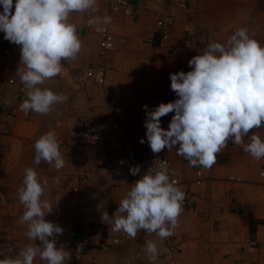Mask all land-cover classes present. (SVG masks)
Here are the masks:
<instances>
[{
	"label": "crops",
	"instance_id": "1",
	"mask_svg": "<svg viewBox=\"0 0 264 264\" xmlns=\"http://www.w3.org/2000/svg\"><path fill=\"white\" fill-rule=\"evenodd\" d=\"M130 1L136 4L132 15H112L110 29L117 38V47L108 56L104 86L88 84L80 88L75 81L79 73L100 65V32L87 26V13L71 16L83 41L78 57L63 61L62 73L42 85L65 95L64 103L54 106L47 115H25L19 105L26 92L3 84L0 113H11L16 118L7 125L9 135L0 134V249L15 257L26 244H41L30 241L27 226L19 222L24 207L19 203L18 189L24 169L33 167L41 181L48 180L43 198L50 201L53 210L45 219L63 229V234L57 236V247L70 251L73 240L81 234L94 235L81 263L71 257L65 264H264V159H253L232 140L217 154L216 165L211 169L193 168L176 154V148L158 153L172 161L173 172L182 182L181 189L197 201L183 207L179 226L171 236L184 244V250L173 261H166V251L154 262L145 253L147 240H155L161 249H166V239L144 231L131 239L102 222L103 212L114 215L133 184L123 175L118 162V138L111 131L115 113L125 118L123 141L152 152L143 126L147 118L143 106L148 105L151 110L178 98L170 88V74L190 71L188 61L192 57L203 54L210 42H226L237 28L246 27L264 45V0H167L169 10L177 17L174 39L190 37V50L176 41L168 50H162L159 34L153 36L152 43L148 42L156 21L155 6L145 0ZM179 2L186 7H178ZM98 5L97 14L108 15L107 1L98 0ZM8 43L0 32V80L13 78L20 82L16 74L20 46L15 44L4 53ZM142 60L146 63L142 69L144 89L136 92L134 85L139 81ZM173 115H165L161 122L169 124ZM83 130L100 134L101 142L85 139ZM49 131L56 133L65 160L60 170L52 164L33 163L34 143ZM254 132L264 139V123L249 135ZM141 139L145 142L140 143ZM248 140V136L244 137L245 143ZM5 145L9 146L8 152L2 150ZM198 170L204 174L200 186L189 180ZM230 176L243 181L230 182ZM195 211L208 218L195 217ZM114 238L120 243L114 244ZM34 264L46 261L37 257Z\"/></svg>",
	"mask_w": 264,
	"mask_h": 264
},
{
	"label": "clouds",
	"instance_id": "2",
	"mask_svg": "<svg viewBox=\"0 0 264 264\" xmlns=\"http://www.w3.org/2000/svg\"><path fill=\"white\" fill-rule=\"evenodd\" d=\"M0 8V32L21 51L16 74L26 98L19 110L25 115L50 114L67 97L42 85L60 75L62 62L75 60L83 48L72 14L87 13V26L97 32L106 31L112 18L97 14L98 0H0ZM188 65L190 71L170 74L176 100L151 110L143 106L147 117L143 126L153 154L176 148V154L193 168L211 169L217 154L232 140L253 159H264V139L255 132L249 135L250 130L260 129L264 123V45L246 27L237 28L226 42H210L203 54L192 57ZM169 113L174 115L165 130L161 118ZM33 147L35 166L41 162L52 164L56 170L65 166L54 131L42 134ZM154 165L131 185L114 215L103 212L102 222L113 231L131 239L144 231L165 240L179 226L186 194L171 179L167 162L158 159ZM139 172V166L130 168L131 175ZM47 186L48 180L41 181L33 167L24 169L18 189L19 203L24 207L19 222L27 226V238L41 244H26L15 257L0 249L4 257L0 264H34L37 257L46 264L70 260L71 252L56 245L63 229L45 219L53 210L50 201L43 198ZM162 251L167 250L155 240L145 242L149 261L154 262Z\"/></svg>",
	"mask_w": 264,
	"mask_h": 264
},
{
	"label": "built area",
	"instance_id": "3",
	"mask_svg": "<svg viewBox=\"0 0 264 264\" xmlns=\"http://www.w3.org/2000/svg\"><path fill=\"white\" fill-rule=\"evenodd\" d=\"M108 6V15H116L123 14L125 16H130L133 14L136 4L132 3L130 0H106ZM148 4H154L155 6V14L156 21L153 26L152 34L148 37L147 41L152 43L153 36L155 34L160 35V43L159 47L162 50H168L172 45L173 41L179 42L186 48L190 50L192 48V40L188 36H182L180 38L174 39V26L176 25L177 17L174 13H172L168 6L167 0H145ZM178 7L185 8V4L179 2ZM14 12V9H13ZM112 20L109 25L106 26V31L100 32V65L97 67L90 68L84 72H81L76 77V83L80 88L87 86L88 84H96L98 86H104L107 75V60L108 56L111 52H113L117 47V38L112 32L111 28ZM14 43L9 42L8 47L3 51L4 53H8L10 47L14 46ZM3 84L17 86L18 89L23 92L25 91L21 82H16L13 78H5L0 80V99L3 95ZM16 118L14 114L0 113V134L3 136L9 135V130L7 125ZM124 116L121 113H115L112 121V129L113 134L118 138L117 151H118V162L121 166V170L124 176L129 177L134 183L138 180L141 175L149 170L151 167H155L154 165L156 160H163L167 162L168 167L171 170V179L178 182V185L181 187L182 182L178 179V177L173 172V164L172 161L162 154H153L149 150H139L132 144H127L123 141L125 137V132L122 130V123L124 121ZM161 125L165 130L168 129L169 124H165L161 122ZM254 129L250 130L249 133H252ZM82 135L85 139L90 140L95 143L101 142L100 134H93L88 130H83ZM4 152L9 151V146L5 145L2 149ZM123 161V163H121ZM139 166L140 172L137 175L130 174V168ZM264 176V170L261 172V177ZM204 174L202 170H198L196 174L190 178L189 180L193 182L195 185L200 186L204 182ZM230 182H242L243 178L230 176L227 178ZM77 191V189H75ZM186 194V193H185ZM196 198L191 194H186V198L183 203V207H190L196 203ZM195 217L208 218L207 214H200L199 212H194ZM94 241V235L91 233H83L75 240H73L70 251L72 260L76 263H81L83 256L88 252L92 243ZM114 244H119L120 239L114 238ZM166 261H173L176 254L181 253L184 250V244L177 243L173 240L172 237L166 239Z\"/></svg>",
	"mask_w": 264,
	"mask_h": 264
},
{
	"label": "rangeland",
	"instance_id": "4",
	"mask_svg": "<svg viewBox=\"0 0 264 264\" xmlns=\"http://www.w3.org/2000/svg\"><path fill=\"white\" fill-rule=\"evenodd\" d=\"M146 66V63L142 60L141 63H140V72H139V78H137L139 81L134 85L135 89H136V92L142 90L143 91V84H142V77L144 75V73H142V69L143 67ZM54 92H56V88L53 90ZM141 91V92H142Z\"/></svg>",
	"mask_w": 264,
	"mask_h": 264
}]
</instances>
